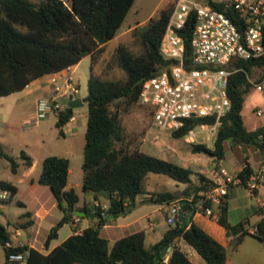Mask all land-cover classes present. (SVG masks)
<instances>
[{
	"label": "trees",
	"instance_id": "trees-1",
	"mask_svg": "<svg viewBox=\"0 0 264 264\" xmlns=\"http://www.w3.org/2000/svg\"><path fill=\"white\" fill-rule=\"evenodd\" d=\"M134 2L135 0H71V5H67L64 0H0V96L22 91L32 81L74 66L85 56H91L92 75L89 93L85 98L88 103V120L82 164V190L96 196L100 193L107 194L110 201L108 212L115 216L127 214L136 206L138 195L145 193L143 182L149 173L166 174L182 183H191L194 173L191 168L143 153L139 148L131 149L125 142L120 116L111 108L120 100L138 101L143 82L169 67L160 47L172 9L163 10L158 19L135 28L143 44L140 54L132 52L126 46L117 50L125 72L124 80L101 79L93 74L94 64L105 52L108 42L116 37ZM193 27L194 18L190 17L180 30L187 57L191 54ZM257 69L262 71L264 77V54L235 61L228 86L231 108L221 119L213 148L197 143L193 144V153L203 152L216 159H223L224 144L230 137L232 145L261 146L259 136L264 132V126L249 130L242 115L246 97L252 89L249 77ZM72 116V113L62 112L57 122L58 127L62 128ZM214 123L215 117L189 119L181 129L173 132V136L185 137L200 125ZM0 152L11 161V168L17 173L20 164L4 152L1 144ZM22 157L27 166L32 165V158L25 152ZM69 172V158L52 155L43 160L39 183L50 188L64 211L63 218L48 233L46 248L58 237L59 229L71 222V208L79 202L76 190L66 189ZM252 172L253 169L246 163L240 176L245 180ZM199 181L191 201L194 212L201 197L200 192L214 184L213 180L202 173L199 174ZM5 191L10 192V198L6 200L12 201L19 187L11 181L0 179V193ZM189 195L188 189L181 193H150L153 202L160 204L171 203ZM18 204L25 206L21 201ZM83 209L91 211L86 206ZM217 209L218 222L226 228L228 234L240 232L231 241L235 248L247 234L264 240V215L256 225L258 232L253 234L245 227L247 222L242 221L237 226L230 223L227 202ZM96 213L102 215L98 220L100 226L109 221L108 217L103 216L100 204L96 207ZM184 215L181 212L163 238L149 247L145 231L122 237L111 245L108 239L101 236L99 227H88L82 233L70 235L49 253L28 245L10 248L7 247V242L12 241V234L1 223L0 244L4 247L7 263L10 251H25L29 248L27 264H163L165 258L162 261L159 259L162 249L168 245L172 250L169 264H194L177 245L179 240H183L198 252L206 264H226V246L198 224H190L194 213L181 225ZM24 216H30V212H26ZM30 223L31 221H27L22 226L27 227Z\"/></svg>",
	"mask_w": 264,
	"mask_h": 264
},
{
	"label": "built area",
	"instance_id": "built-area-1",
	"mask_svg": "<svg viewBox=\"0 0 264 264\" xmlns=\"http://www.w3.org/2000/svg\"><path fill=\"white\" fill-rule=\"evenodd\" d=\"M190 17L194 18V27L191 54L187 57L180 30ZM160 50L169 67L143 82L138 102L149 109L151 120L159 129L172 133L181 129L186 120L215 117L213 125H200L185 137L195 140L197 133L205 130L216 136L222 117L231 108L228 86L233 64L237 59L264 54V0H173ZM249 81L264 97V79L254 83L249 77ZM78 93L70 74L63 85L54 87L53 95L38 100L34 124L38 125L51 112H65L67 104H61L59 98L70 95V99L76 98L74 95ZM256 113L263 116L264 110L258 108ZM75 119L72 116L70 121ZM259 142L262 151L259 167L245 180L240 172L231 173L223 166V159H217L214 184L202 192L195 212L215 215L214 206L226 202L231 187H248L254 193L264 184V132L260 134ZM0 196L9 199L10 192H2ZM260 208L264 215V202L260 203ZM163 210L167 222L174 225L183 212L182 200L165 203ZM80 219L76 216V222ZM250 232L257 233L258 227H251ZM18 246L26 244L7 242V247ZM29 255V248L10 251L7 260L9 264H27ZM163 264H169V259L165 258Z\"/></svg>",
	"mask_w": 264,
	"mask_h": 264
},
{
	"label": "rangeland",
	"instance_id": "rangeland-1",
	"mask_svg": "<svg viewBox=\"0 0 264 264\" xmlns=\"http://www.w3.org/2000/svg\"><path fill=\"white\" fill-rule=\"evenodd\" d=\"M71 5V0H65ZM173 0H135L122 26L119 28L114 39L108 42L106 50L93 66V74L101 79L107 80H124L125 72L121 67L120 58L117 50L126 46L132 52L140 54L143 51V44L140 36L135 32L138 26H144L151 20L158 19L163 10H171ZM92 75V58L90 55L85 56L76 66L73 72V81L79 89V93L74 96L83 99V105L73 109L72 115L76 117L75 121H68L62 128H59L57 122L61 113L51 112L47 117L35 125L33 120L36 112V102L30 97L23 98L22 92H14L9 95L0 96V144L5 153L14 157L21 165V170L17 173L11 168V161L2 156L0 152V179L11 181L22 187V191L12 201L2 199L0 196V223L6 225L10 222L11 226L21 223L25 217L17 216L26 209L18 205V200H23L30 205L31 201L29 191L22 186L23 163L25 159L22 157L23 152L28 153L38 159L39 164L35 175L40 174L43 159L47 156L58 155L67 156L70 159V167L72 174L70 183L78 194L83 196L85 192L82 190L84 162V146L86 141V129L88 120V103L85 101L89 93V80ZM260 69L255 70L250 76L254 83L264 79ZM252 84V83H251ZM252 84V89L247 95L242 115L249 129L261 126L264 123V115L258 116L256 110L262 108L264 110V97L258 92ZM68 97L59 98V102L66 105L70 99ZM112 110L117 112L123 126L125 142L131 149L139 148L143 153L156 156L165 160L182 163L176 158L172 152L174 147L184 150L188 155V149L196 142L188 140L186 137H175L170 131L159 129L151 120L149 109L141 105L137 100L128 101L120 100L111 106ZM72 129V131H69ZM61 130L64 133H61ZM209 133L208 130L203 131L202 135ZM200 136V137H201ZM191 141V142H190ZM211 141L208 138V143ZM228 141H231L228 139ZM229 147V146H228ZM226 148L228 153L230 148ZM239 148L234 145V155H238ZM227 153V152H226ZM230 154V153H229ZM236 155V156H237ZM200 156L205 166L198 165L197 160L192 161L190 168L192 170H206L209 163H212L211 157L206 153H195ZM217 160V159H216ZM189 168V167H188ZM200 174V173H199ZM199 174L197 175L199 179ZM149 180L143 182L144 190L150 191H173L176 190V180L166 174L149 173ZM246 193V189L239 186ZM1 194V193H0ZM246 198V197H245ZM247 199V198H246ZM230 217L240 218L241 211L233 209L229 213ZM253 212L251 213V215ZM9 226V225H8ZM14 230V228H10ZM66 234L64 230L61 235ZM42 249H44L42 247ZM227 257L232 260L233 264H264V242H260L256 238H247L237 248L233 244L227 247ZM0 264H9L6 262L4 247L0 244ZM203 264H206L203 262Z\"/></svg>",
	"mask_w": 264,
	"mask_h": 264
},
{
	"label": "crops",
	"instance_id": "crops-1",
	"mask_svg": "<svg viewBox=\"0 0 264 264\" xmlns=\"http://www.w3.org/2000/svg\"><path fill=\"white\" fill-rule=\"evenodd\" d=\"M34 1H38V0H34ZM77 65L78 64L65 68L59 72L44 75L43 77H40L32 81L26 88L20 91L23 94V98L28 99V97H30L33 101L36 102L37 105V102L40 98L50 97L51 95H53L54 87L56 85H63L65 79L70 74L73 75V72ZM53 78L56 79L55 82L52 81ZM261 126H264V123ZM256 128H252V129L248 128V129L255 130ZM69 131H72V129H69ZM202 133L203 131H199L197 133V137L195 141L192 142L204 143L208 147L213 148L216 136H213L210 132L207 133L206 135L201 136ZM208 138L211 139L209 143H208ZM224 145H225V157L223 158L221 164L225 166L231 173L241 172V170L243 169L246 163H249V165L253 169V172L259 167L262 158L261 146L259 147L256 145H237V148H239L238 151L239 153L238 155L236 154L237 155L236 156L234 155V145H232L230 141H226ZM227 147L230 148L229 150L230 154L228 153V151H226ZM172 152L173 154H175L174 156L179 159V161H182L181 165L184 167L190 168V165L194 160L198 161L197 162L198 165L205 166V163L201 162L200 156H195V153L191 152V148L188 149L190 155L186 153L184 148L183 150L182 149L179 150L177 147H174ZM26 154L32 158V165L27 166L26 160L23 163L24 180L22 182V186L23 188L26 189V191L30 192L29 197L32 206L30 208L29 204L19 199L18 201L23 202L25 205L21 207H24L26 210L21 214H17V216L25 217V220L14 226H11L10 222H7V224L5 225L7 229L11 232L12 242L15 244L22 241L29 247H34L41 250L44 253H49L52 249L63 243L70 235L82 233V231L88 227H95V228L99 227L101 236L108 239L111 245L122 237H125L127 235L139 231H145L147 235L146 244L149 247L150 245L160 241L163 238L166 231L171 226H173L169 224L166 220V216L163 210V206L165 203L164 204L156 203L153 202V200L151 199L150 193L155 191L145 190V193L138 195V197L136 198V206L130 212L120 216L114 215V217H111L112 214L108 212L110 201L107 194L100 193L96 196L92 192H85L83 196L78 194L79 202L76 204L75 207L77 209L84 210L83 208L86 206L88 209L91 210L89 212H96V207L98 204H100L102 206L103 216L108 217L109 221H107L105 224L100 226L98 224V220L100 219L99 217L93 218L90 216H86V217H81L80 221L76 222L77 215L73 214L71 222L65 223L59 229L58 237L53 239L50 242L49 247L46 248L45 241L48 236V233L51 230V228L59 220L63 218L64 211L59 207L56 198L52 194L50 188L47 185H43L39 183V178L42 169L40 171L39 176L35 175L39 164L38 159L35 158L34 156L29 155L28 153ZM209 156L211 157L212 163H209V168L207 169V171L193 170L194 173L192 174L191 183L176 182L174 183L176 190L171 191L175 193H181L186 189H188L190 195L188 197H181L179 199L188 200V202L192 205L193 209H194V205L191 203L193 199V191L195 187H197L200 184L197 175L199 173H202L207 177H209L211 180H214L215 178V170H217L219 162L218 160H216L214 156L212 155ZM63 157L67 158V156H63ZM20 170H21V165H19L18 172ZM71 174H72V168L70 167L68 184L66 186V189L73 188L72 184L69 181ZM149 178H150L149 175H147L146 178L144 179V182L146 180H149ZM17 186L19 187V191L17 195H19L20 192L22 191V187L18 184ZM244 188L246 189V193H244L239 186H233L230 188L226 200L228 205V218L230 223L234 226H237L242 221L247 222L245 227L250 232L251 227L257 225V223L261 220L263 216L261 214L260 203L264 202V184L260 185L254 193L251 192L248 187H244ZM203 191L200 192V195L202 194ZM218 207L219 206H214L215 215H207L202 212H193L194 215L190 221V224L192 222L198 224L204 230H206L210 235H212L216 240H218L221 244L227 247L229 244H231L232 239L235 236L239 235L240 232L238 231L235 234L229 235L226 228L221 224H219L218 222L219 216L217 209ZM234 208L241 211L242 216H240V218L230 217L229 213L232 212ZM0 212L2 213V215L7 214V213L5 214V212L2 210H0ZM26 212H30V216H24ZM252 212L253 214L251 215ZM187 217H188L187 218L188 221L189 215ZM27 221H31V223L27 227H23L22 225L25 224ZM11 227L14 228V230H11L10 229ZM63 230L64 232H66V234L61 235V232ZM250 237L256 238L260 242H264V240H261L251 234H247L243 238L242 243L247 238ZM177 245L185 253H187L189 259L194 264H203L204 260L193 247L186 244L183 240H179L177 242ZM42 247L44 249H42ZM171 252L172 250L170 248L165 258L169 259ZM226 264H233V262L231 259L227 257Z\"/></svg>",
	"mask_w": 264,
	"mask_h": 264
},
{
	"label": "water",
	"instance_id": "water-1",
	"mask_svg": "<svg viewBox=\"0 0 264 264\" xmlns=\"http://www.w3.org/2000/svg\"><path fill=\"white\" fill-rule=\"evenodd\" d=\"M82 104H83V102H82V99L80 97L72 98L67 103L66 112L72 113L74 108L80 107V106H82ZM231 138L232 137H230L228 139L231 140ZM182 204H183V212L185 213V215L181 218L180 224L184 225L187 221V218H188L187 216L193 214L194 209H193L192 205L186 199L182 200ZM71 211L74 215H77L80 217H86V216H90L93 218H95V217L101 218L102 217V215H97L96 212H89L87 210L77 209L75 206L71 208ZM111 217H114V214H112ZM169 249H170V246H168V245L162 249L161 257L159 259L160 261H162L166 257Z\"/></svg>",
	"mask_w": 264,
	"mask_h": 264
}]
</instances>
